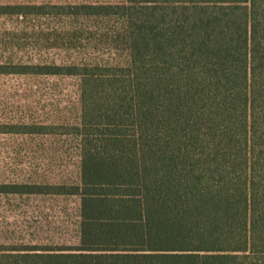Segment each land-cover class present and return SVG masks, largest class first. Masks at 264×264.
<instances>
[{
    "label": "trees",
    "instance_id": "obj_1",
    "mask_svg": "<svg viewBox=\"0 0 264 264\" xmlns=\"http://www.w3.org/2000/svg\"><path fill=\"white\" fill-rule=\"evenodd\" d=\"M2 76L50 100L0 199L65 206L0 264H264V0L0 5Z\"/></svg>",
    "mask_w": 264,
    "mask_h": 264
},
{
    "label": "rangeland",
    "instance_id": "obj_2",
    "mask_svg": "<svg viewBox=\"0 0 264 264\" xmlns=\"http://www.w3.org/2000/svg\"><path fill=\"white\" fill-rule=\"evenodd\" d=\"M121 0H0V5L7 4H29V3H95V2H118ZM28 82L33 90L39 82L26 81L23 78L2 76L0 77V122L9 123L28 116L23 106L31 107L34 112L31 117L42 118L40 112L42 106L48 111L49 94L41 90L32 93L29 97L24 95V87ZM46 88V87H45ZM47 117L46 114H44ZM30 140L26 137L13 134L0 135V181H26L35 178L34 168L39 164V171L47 168L48 157L34 159L27 156V152L34 150ZM46 146L49 141H45ZM74 202H67V207H72ZM63 202H55L48 198H22V199H0V229L15 232V238L20 236L23 242L45 240L55 236L53 220L58 208L64 207ZM36 238V239H35Z\"/></svg>",
    "mask_w": 264,
    "mask_h": 264
}]
</instances>
